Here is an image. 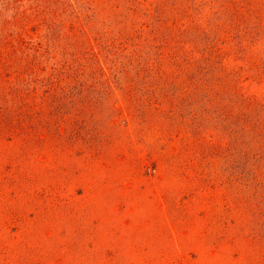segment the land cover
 I'll return each instance as SVG.
<instances>
[{"label":"rangeland","instance_id":"1","mask_svg":"<svg viewBox=\"0 0 264 264\" xmlns=\"http://www.w3.org/2000/svg\"><path fill=\"white\" fill-rule=\"evenodd\" d=\"M161 1L168 3L162 10L171 17L184 9L174 12L178 0H140L142 13L151 11L141 24L153 28ZM243 1L264 11V0ZM132 2L0 0V36L5 25L18 33L26 16V53L38 56L42 79L65 72L62 87L96 89L103 124L117 116L112 105L120 114L118 127L107 131L117 145L105 158L87 159L84 147L63 153L56 139L50 143L51 158L32 157L15 140L0 143V182L5 180L0 189V264H111L113 257L118 264H264V189L253 176L254 167L261 165L245 157L250 138L240 131L229 136L234 128L219 120L216 108L207 103L208 93L183 117L182 110L173 114L170 106L150 121L144 118L138 111L141 105L142 111L149 110L144 107L147 88L136 71L141 58L126 66L137 50L125 40L135 30ZM205 13L202 24L209 32L194 31L190 24L192 34L217 42L216 21L225 20L226 13L218 6ZM231 41L229 37L230 44L221 45L231 67L223 80L231 85L240 79L243 94L264 101V81L247 71L249 56H242ZM89 42L97 62L86 55ZM138 54L148 56L147 50ZM253 56L263 60L264 50ZM9 79L16 82L14 76ZM125 88L132 89L131 97ZM170 88L166 86L171 94ZM224 91L230 99L229 90ZM192 111L201 117L193 121ZM182 120L184 130H177ZM197 122L211 130L195 137ZM29 177L40 182L30 184ZM234 177L239 182L233 183ZM48 184L54 187V201L34 199V192Z\"/></svg>","mask_w":264,"mask_h":264},{"label":"trees","instance_id":"2","mask_svg":"<svg viewBox=\"0 0 264 264\" xmlns=\"http://www.w3.org/2000/svg\"><path fill=\"white\" fill-rule=\"evenodd\" d=\"M132 3V12L137 14L134 15L135 30L125 40L133 42L137 50L126 59V66L132 67L138 56L141 58L136 71L137 76L144 80L148 92L144 107H149L148 111L143 112L141 105L138 111L150 121V116L164 114L165 108L171 106V113L179 114L182 110L183 117L187 114L185 109L197 105L201 94L208 93L210 96L206 97L207 103L216 108L219 120L229 125V128H234L228 131L229 136L237 137L240 131L250 138V143L246 141L245 144V157H252L256 164L261 165L254 167L253 176L257 187L264 189V101L243 94L239 87L240 79L231 85L223 80L222 74L231 71V67L226 61L229 54L221 46H228L230 42H227V38L231 37V42L240 49L241 55L249 56L247 71L254 72L259 81H264V59L253 56L260 49L264 50V11L258 13L251 3L243 0H211L203 4L196 0H178L174 12L182 9V6L184 9L171 17L162 10L168 3L161 1L155 10L158 21L153 24V28H149V25L141 24L140 20L149 18L151 11L142 13L140 9L143 4L140 0H133ZM213 6L225 11L226 19L218 18L216 21L217 42L207 39L206 43L203 38L193 36L190 24L195 26L194 31L208 33L202 20L206 9ZM25 19L26 16H22L23 23ZM23 23L20 21L22 27L16 34L8 32L6 25L3 26L0 36V143L15 140L21 143V150L29 152L32 157L51 158L53 147L50 143L56 139L63 153L84 147L87 159L105 158L104 155L117 145V139L107 131L108 128L112 131L118 127L115 121L120 115L118 107L111 106L117 116L110 117L109 124H103V102L96 89L76 86L69 90L62 87V78L68 76L65 72H57L42 79L38 56L31 58L26 53L29 47L24 40L27 36L24 26L27 25ZM179 24L182 29L177 30ZM235 30H240V33ZM124 46L121 43L119 47L123 52L126 49ZM85 49L90 61L97 62L94 61L98 57L93 44L87 43ZM143 50H147L146 59L138 54ZM126 66L125 73L129 75ZM13 76L16 80L14 84L9 79ZM147 80L153 82L145 83ZM167 85L171 87V94L166 90ZM225 89L231 93L230 99L224 96L228 93ZM124 90L126 97H131L132 89ZM107 94L111 98V94ZM239 108L241 110L237 112ZM189 115L193 121L201 117L196 111ZM182 122L177 123V130H184ZM210 130L208 125L199 123L193 135L200 136ZM218 147L221 145L214 148ZM236 149L238 145H235ZM27 181L30 184L40 182L33 177L27 178ZM4 182H0V189L4 187ZM236 182L239 180L234 177L233 183ZM53 191V185H43L34 192V199L45 203L54 201ZM110 263L118 264L114 257Z\"/></svg>","mask_w":264,"mask_h":264}]
</instances>
